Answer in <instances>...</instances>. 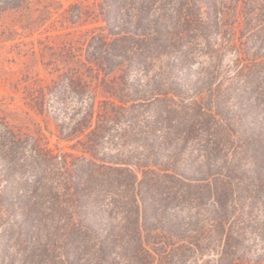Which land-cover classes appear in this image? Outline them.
I'll return each instance as SVG.
<instances>
[{
	"label": "trees",
	"instance_id": "16d2710c",
	"mask_svg": "<svg viewBox=\"0 0 264 264\" xmlns=\"http://www.w3.org/2000/svg\"><path fill=\"white\" fill-rule=\"evenodd\" d=\"M105 1L113 39L103 65L121 77L104 91L82 80V154L52 149L39 125L4 120L0 264L259 261L264 0ZM235 1L239 30L228 22ZM48 96L35 86L25 104L44 115ZM122 118L132 136L107 140L91 124Z\"/></svg>",
	"mask_w": 264,
	"mask_h": 264
},
{
	"label": "rangeland",
	"instance_id": "374dc122",
	"mask_svg": "<svg viewBox=\"0 0 264 264\" xmlns=\"http://www.w3.org/2000/svg\"><path fill=\"white\" fill-rule=\"evenodd\" d=\"M13 2H0V132L4 120H9L12 127L25 126L26 130L39 125L52 149L82 154L74 133L90 122L83 120L88 105L82 80H94L104 91L114 88L121 77L115 65H103L113 39L106 21L111 16L109 6L105 0ZM236 5L235 1L230 6L228 22L239 30L242 15ZM132 74L134 71L127 79ZM35 86L49 92L44 115L25 104V95ZM57 91L62 92V100L51 95ZM98 99L104 98L99 95ZM101 105L97 103V108ZM91 124L107 140L132 136L131 120L95 119ZM60 132L64 136L74 133L71 138L75 139H60ZM239 264H264V257Z\"/></svg>",
	"mask_w": 264,
	"mask_h": 264
}]
</instances>
